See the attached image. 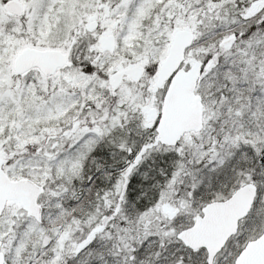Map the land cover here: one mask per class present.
<instances>
[{
  "label": "snow or ice",
  "instance_id": "1",
  "mask_svg": "<svg viewBox=\"0 0 264 264\" xmlns=\"http://www.w3.org/2000/svg\"><path fill=\"white\" fill-rule=\"evenodd\" d=\"M0 264H264V0H0Z\"/></svg>",
  "mask_w": 264,
  "mask_h": 264
}]
</instances>
